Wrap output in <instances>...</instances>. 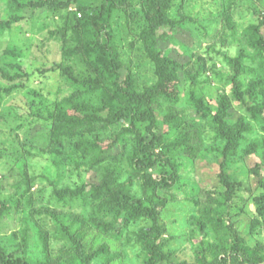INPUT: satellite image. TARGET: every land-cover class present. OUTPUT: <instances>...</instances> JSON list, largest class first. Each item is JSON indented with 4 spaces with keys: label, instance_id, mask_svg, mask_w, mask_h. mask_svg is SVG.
<instances>
[{
    "label": "rangeland",
    "instance_id": "374dc122",
    "mask_svg": "<svg viewBox=\"0 0 264 264\" xmlns=\"http://www.w3.org/2000/svg\"><path fill=\"white\" fill-rule=\"evenodd\" d=\"M46 1L0 0V22H5V28L0 27V68L14 78L0 76V200H19L0 221V246L6 254H18L23 231L28 228L27 258L31 264L48 259L53 264H84L66 234L65 229H69L87 256L106 246L91 264H143L140 250L126 244L127 234L104 235L88 223V209L81 202L63 206L55 201L56 190L75 188L80 180L95 181L89 164L78 167L50 147L49 127L43 118L58 103L72 97L58 65L70 63L83 74H101L105 58L88 46L89 37L83 31L70 45L58 35L59 29L82 20L79 8L96 7L101 0H57L66 6L58 11L35 8ZM171 17L180 24L167 39L158 40L157 48L179 66L180 100L159 112L161 131L166 133L168 143L177 139L180 123H196L202 128L205 150L196 159L177 151L179 162L183 163L182 181L170 191L171 201L162 216L166 226L161 240L165 256L162 264H216L233 243L228 233L215 237L197 223L207 192L220 188L218 175L223 158L216 152L215 134L208 126L210 117L199 115L190 105L193 90L214 110L225 96L230 124L242 119L252 124L253 131L246 133L239 155L231 158L227 169L240 184L225 219L234 223V229L249 247L264 255V222L257 200L264 195V129L234 99L229 79L232 69L227 62V57H238L244 47L243 30L264 18V0H175ZM146 19L144 0H121L111 23L124 63L140 86L154 83L153 66L145 58L140 39ZM246 52L253 55L247 48ZM250 64L245 62L249 68ZM257 66L255 63L254 68ZM255 76L251 72L244 78L247 100ZM98 95L110 109L122 104L118 93L107 87L102 86ZM131 122V118H126L110 132L131 128ZM110 132L96 133L105 137ZM83 135L91 137L93 133ZM25 178L33 180L31 190L24 186L17 192L15 186ZM138 194L144 195L141 190ZM172 197L176 201L172 202ZM140 223H135L131 231ZM222 240L224 247H220ZM199 253L203 254V261L198 259Z\"/></svg>",
    "mask_w": 264,
    "mask_h": 264
},
{
    "label": "trees",
    "instance_id": "16d2710c",
    "mask_svg": "<svg viewBox=\"0 0 264 264\" xmlns=\"http://www.w3.org/2000/svg\"><path fill=\"white\" fill-rule=\"evenodd\" d=\"M52 1L41 2L35 8L47 7L50 11H58L66 7L58 4L57 0ZM119 4L121 0H101L96 7L79 8L82 20L58 31L60 39H66L69 45L83 31L89 37L88 46L99 50L105 61L101 74L87 71L83 74L70 63L58 65L64 81L70 86L72 97L58 103L43 118L49 127L50 147L78 167L83 163L89 164L95 181L87 183L80 180L75 188L58 189L55 201L63 206L81 202L88 209L87 221L95 230L108 236L127 234L126 244L140 250L143 264H162L165 256L161 240L166 228L162 216L171 201L170 191L182 181L183 163L179 162L177 151L182 156L196 159L205 150V141L202 128L196 123H180L176 128L177 139L168 143H165L166 133L161 131L159 112L180 100L177 91L179 66L157 48L158 40L167 39L180 24L171 17L175 0H144L147 19L140 39L145 58L153 66L154 77V83L145 86L139 85L114 41L111 23ZM0 27L5 28V22H0ZM263 29L264 18L248 25L242 33L244 47L239 56L227 57V62L232 69L229 79L234 99L242 103L252 121L264 129ZM70 31L72 33L68 37ZM246 48L253 55L247 54ZM246 61L252 63L251 68L245 65ZM255 63L257 68H254ZM251 72L256 76L250 83L247 100L243 90L244 78ZM0 76L14 79L1 68ZM102 86L114 90L121 97L122 104L116 109H110L104 98L98 95ZM189 102L199 115L210 117L208 126L215 134L216 152L223 158L218 175L220 188L207 192L197 223L215 237L223 232L233 237L229 251L226 250V255L216 264H264V255L249 247L245 238L234 229V223L225 219L240 184L227 169L231 158L239 155L246 133L253 131L252 124L243 119L235 125L230 124L229 102L225 96L217 110L198 97L195 90L190 93ZM126 118L132 119L131 128L110 132L113 126ZM104 130H109L110 134L103 137L96 133ZM83 133L93 135L88 137ZM259 172L258 167L256 174ZM32 183L33 180L25 178L15 186L17 192L24 186L30 191ZM138 190L144 195L140 196ZM257 200L258 213L264 222V195ZM174 201L175 198L172 199ZM18 203L14 197L1 199L0 221ZM138 221L140 226L132 232V226ZM65 230L84 264H91L101 250H106L103 246L93 256H87L76 236L69 229ZM29 243V229L25 228L18 254H6L0 246L1 262L31 264L27 258ZM222 244L220 247L225 245L223 240ZM198 259L204 260L202 253L198 254ZM36 264L53 263L48 259Z\"/></svg>",
    "mask_w": 264,
    "mask_h": 264
}]
</instances>
